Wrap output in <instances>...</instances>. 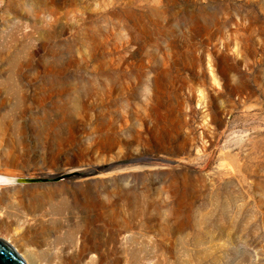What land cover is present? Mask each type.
Segmentation results:
<instances>
[{
  "label": "rangeland",
  "instance_id": "obj_1",
  "mask_svg": "<svg viewBox=\"0 0 264 264\" xmlns=\"http://www.w3.org/2000/svg\"><path fill=\"white\" fill-rule=\"evenodd\" d=\"M0 175L26 264H264V0H0Z\"/></svg>",
  "mask_w": 264,
  "mask_h": 264
},
{
  "label": "water",
  "instance_id": "obj_2",
  "mask_svg": "<svg viewBox=\"0 0 264 264\" xmlns=\"http://www.w3.org/2000/svg\"><path fill=\"white\" fill-rule=\"evenodd\" d=\"M56 179H27L24 184H47L58 182L62 178ZM0 264H26L16 251L6 242L0 240Z\"/></svg>",
  "mask_w": 264,
  "mask_h": 264
},
{
  "label": "bare ground",
  "instance_id": "obj_3",
  "mask_svg": "<svg viewBox=\"0 0 264 264\" xmlns=\"http://www.w3.org/2000/svg\"><path fill=\"white\" fill-rule=\"evenodd\" d=\"M26 181H27V179H10L9 177H4V176L0 175V186L9 185V184H24V182H26ZM129 259H130V261L136 259L135 252L129 254Z\"/></svg>",
  "mask_w": 264,
  "mask_h": 264
}]
</instances>
